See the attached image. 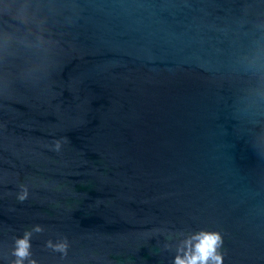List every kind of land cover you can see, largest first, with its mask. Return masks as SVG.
<instances>
[{"label":"water","instance_id":"1","mask_svg":"<svg viewBox=\"0 0 264 264\" xmlns=\"http://www.w3.org/2000/svg\"><path fill=\"white\" fill-rule=\"evenodd\" d=\"M34 225L36 264H264V0H0V264Z\"/></svg>","mask_w":264,"mask_h":264},{"label":"clouds","instance_id":"2","mask_svg":"<svg viewBox=\"0 0 264 264\" xmlns=\"http://www.w3.org/2000/svg\"><path fill=\"white\" fill-rule=\"evenodd\" d=\"M56 148H59L57 142ZM27 189L23 188L18 194L19 200L27 197ZM42 231L39 225H34L32 229L25 230L22 237L14 238L10 257L13 258L10 264H36L31 259V237L33 232ZM47 246L54 251L64 252L67 248L66 241L57 243L47 242ZM223 237L219 231L200 230L184 237L177 244V254L174 256L173 264H223Z\"/></svg>","mask_w":264,"mask_h":264}]
</instances>
